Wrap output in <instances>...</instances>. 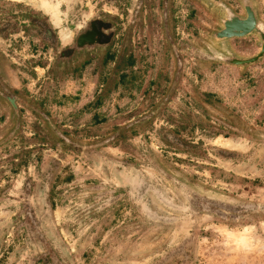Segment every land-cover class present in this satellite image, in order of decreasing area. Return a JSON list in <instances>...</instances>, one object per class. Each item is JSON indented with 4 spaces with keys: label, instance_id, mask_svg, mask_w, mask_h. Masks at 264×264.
<instances>
[{
    "label": "rangeland",
    "instance_id": "obj_1",
    "mask_svg": "<svg viewBox=\"0 0 264 264\" xmlns=\"http://www.w3.org/2000/svg\"><path fill=\"white\" fill-rule=\"evenodd\" d=\"M140 1L0 0V80L20 91L0 103V264H264V57L227 61L261 40L217 37L248 11L264 29V0ZM107 13L141 50L126 88L55 66Z\"/></svg>",
    "mask_w": 264,
    "mask_h": 264
},
{
    "label": "flooded vegetation",
    "instance_id": "obj_2",
    "mask_svg": "<svg viewBox=\"0 0 264 264\" xmlns=\"http://www.w3.org/2000/svg\"><path fill=\"white\" fill-rule=\"evenodd\" d=\"M143 6L144 4L141 0L136 7L137 16L140 15ZM239 13L242 14V11ZM166 17L164 14L163 19L165 20ZM139 21L138 17V26L140 24ZM38 25L41 28L47 45L54 47L56 40L54 31L42 22ZM162 25L163 28L161 31L164 40L171 44L173 39L171 30L166 24V21ZM131 29L130 24L124 25L122 20L120 21L110 13H107L105 16H98L80 22L72 43L59 49L56 48L55 66L67 70L71 69L74 74L77 73L80 76L86 67L95 61L96 65H94L93 70L101 69L99 75L100 82L106 81L109 76H112L116 72L117 83L126 88V84H129L131 80L139 77L134 70H136L135 67L139 65V61L142 58L140 48H137V53L134 49H129L128 52L126 51L127 42L131 37ZM143 41L145 40L143 39ZM227 61L231 62V59H227ZM243 65L246 64H240L239 66ZM9 66L11 69H15L13 64ZM19 93L18 88H12L7 84L4 85L0 80V103L5 104L8 109L14 110L15 112H17V102L20 100ZM54 135L63 143L66 142L63 135L58 134L56 131H54Z\"/></svg>",
    "mask_w": 264,
    "mask_h": 264
},
{
    "label": "water",
    "instance_id": "obj_3",
    "mask_svg": "<svg viewBox=\"0 0 264 264\" xmlns=\"http://www.w3.org/2000/svg\"><path fill=\"white\" fill-rule=\"evenodd\" d=\"M255 31L261 40L259 44L260 51L257 55L248 59H231L234 65L240 64H255L264 57V29L257 24L256 16L253 12L248 11L245 18H230L224 23L222 29L217 37L229 40L231 38H241L251 34Z\"/></svg>",
    "mask_w": 264,
    "mask_h": 264
},
{
    "label": "bare ground",
    "instance_id": "obj_4",
    "mask_svg": "<svg viewBox=\"0 0 264 264\" xmlns=\"http://www.w3.org/2000/svg\"><path fill=\"white\" fill-rule=\"evenodd\" d=\"M46 7H47V9H49V7H48V5L46 4ZM52 13V18H53V20L55 21V23H56V19H55V14H54V12L52 11L51 12Z\"/></svg>",
    "mask_w": 264,
    "mask_h": 264
},
{
    "label": "trees",
    "instance_id": "obj_5",
    "mask_svg": "<svg viewBox=\"0 0 264 264\" xmlns=\"http://www.w3.org/2000/svg\"><path fill=\"white\" fill-rule=\"evenodd\" d=\"M96 104H97V105L99 104L98 101L96 102ZM94 122H95V123L98 122V119H97V116H96V115H95V117H94Z\"/></svg>",
    "mask_w": 264,
    "mask_h": 264
},
{
    "label": "snow or ice",
    "instance_id": "obj_6",
    "mask_svg": "<svg viewBox=\"0 0 264 264\" xmlns=\"http://www.w3.org/2000/svg\"><path fill=\"white\" fill-rule=\"evenodd\" d=\"M243 242V241H242Z\"/></svg>",
    "mask_w": 264,
    "mask_h": 264
}]
</instances>
